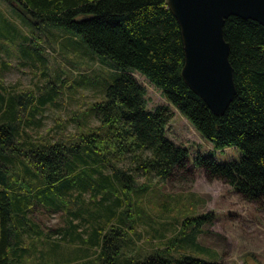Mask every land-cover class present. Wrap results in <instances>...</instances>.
<instances>
[{
    "label": "trees",
    "instance_id": "trees-1",
    "mask_svg": "<svg viewBox=\"0 0 264 264\" xmlns=\"http://www.w3.org/2000/svg\"><path fill=\"white\" fill-rule=\"evenodd\" d=\"M2 1L24 18L30 15L31 23L65 28L83 38L112 72L111 82L97 81L102 98L85 112L95 125L55 142L32 136L31 121L23 118L30 107L31 113L43 108L55 91L34 105L33 97L22 94L19 100L0 83V264H25L38 253L71 264V249L62 259V243L77 246L74 252L82 263L224 264L185 253L200 250L198 235L209 216L187 218L179 236L144 258L127 255L134 245L130 207L132 196L141 191L135 184L186 181L203 172L264 211V27L235 16L226 20L237 93L219 117L182 77L184 44L167 0ZM7 29L9 35L0 32V39L31 42L13 24ZM135 74L157 88L166 103L150 109L148 89ZM174 109L216 149H238L241 160L220 163L199 153L192 164L189 149L167 137ZM38 208L66 212V227L45 232L33 221ZM40 245H46V253Z\"/></svg>",
    "mask_w": 264,
    "mask_h": 264
},
{
    "label": "rangeland",
    "instance_id": "rangeland-1",
    "mask_svg": "<svg viewBox=\"0 0 264 264\" xmlns=\"http://www.w3.org/2000/svg\"><path fill=\"white\" fill-rule=\"evenodd\" d=\"M0 12L6 19L0 20L1 33L9 35L7 24L11 23L31 40L23 43L21 39H13L14 42L0 39L2 86L19 100L24 98L22 94L33 97L34 105L37 100L49 98L55 91L53 99L43 108L31 113L30 107L24 113L23 118L31 121L29 133L37 139L55 142L71 140L73 135L95 125L94 118L85 112L92 103L102 98V89L97 87V81L99 85L104 84L105 80L111 82L108 75L112 70L88 48L83 38L65 28H47L31 23L27 21L30 15L25 19L2 0ZM135 75L148 89L150 109L166 103L157 88L142 75ZM2 93L6 95L3 90ZM174 112L167 137L189 149L192 164L199 153L210 154L220 163L241 160L242 153L238 149H216L177 110L174 109ZM29 114L34 116L31 118ZM135 185L141 186V191L138 196H132L134 204L130 207V213L134 228L130 233L134 245L126 249L127 255L144 258L158 245L179 236L181 225L187 218L209 216L198 235L200 250L189 249L185 253L224 264H264V211L260 206L247 202L224 181L213 180L203 172H197L193 179L187 176L186 181L180 179L164 184ZM70 210L76 208L70 206ZM32 217L47 233L66 227L69 220L64 211L53 214L41 208ZM138 217H142V220H138ZM195 225L189 224L187 232ZM57 237L54 236L53 241H57ZM62 244L64 253L71 249V264H91L79 262V257L77 260L74 252L77 246L69 248L68 244ZM39 250L46 253V245H40ZM179 252L182 250H175L174 254ZM66 255L62 259H66ZM55 260L54 257L45 258V255L40 257L38 253L27 259L25 264H57Z\"/></svg>",
    "mask_w": 264,
    "mask_h": 264
},
{
    "label": "water",
    "instance_id": "water-1",
    "mask_svg": "<svg viewBox=\"0 0 264 264\" xmlns=\"http://www.w3.org/2000/svg\"><path fill=\"white\" fill-rule=\"evenodd\" d=\"M184 44L182 77L216 116H223L236 93L225 23L230 17L264 27V0H167Z\"/></svg>",
    "mask_w": 264,
    "mask_h": 264
},
{
    "label": "crops",
    "instance_id": "crops-1",
    "mask_svg": "<svg viewBox=\"0 0 264 264\" xmlns=\"http://www.w3.org/2000/svg\"><path fill=\"white\" fill-rule=\"evenodd\" d=\"M80 248V247H79Z\"/></svg>",
    "mask_w": 264,
    "mask_h": 264
}]
</instances>
